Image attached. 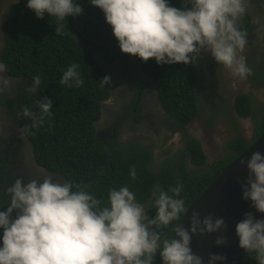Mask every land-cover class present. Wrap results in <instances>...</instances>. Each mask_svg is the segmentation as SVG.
<instances>
[{
    "label": "clouds",
    "instance_id": "1",
    "mask_svg": "<svg viewBox=\"0 0 264 264\" xmlns=\"http://www.w3.org/2000/svg\"><path fill=\"white\" fill-rule=\"evenodd\" d=\"M182 2L184 6L176 7L171 0H88L103 12L124 53L142 61L154 58L157 64H188L204 50L232 76L244 79L250 75L252 69L242 55L246 31L239 24L247 0ZM26 7L37 18L54 17L56 34L65 29L66 17L83 12L78 0H26ZM6 72V64L0 61V93L12 83ZM108 82V76L101 80L102 84ZM39 83L35 77L33 84ZM60 84H83L79 64L71 63L63 70ZM36 108L34 112L25 106L21 113L30 119L33 129L51 117L52 99H39ZM240 164L248 173L240 185L242 199L264 213V152L253 151ZM129 176L135 180V168L129 169ZM182 191L179 181L168 190L160 189L152 201L155 214L150 215L127 185L110 187L104 202L86 183L54 180L48 174L25 182L17 176L0 190V207L7 204L0 210V264H154L157 254L161 264H205L192 251V235L220 232L227 223L212 213L201 218L193 209L187 227L174 224L188 210ZM3 195L8 197L6 201ZM169 226L171 234L161 231ZM235 235L238 246L252 253L256 264H264V217L245 212L235 224ZM213 242L221 246L227 240L217 235ZM225 259L209 252L207 264Z\"/></svg>",
    "mask_w": 264,
    "mask_h": 264
},
{
    "label": "trees",
    "instance_id": "2",
    "mask_svg": "<svg viewBox=\"0 0 264 264\" xmlns=\"http://www.w3.org/2000/svg\"><path fill=\"white\" fill-rule=\"evenodd\" d=\"M171 3L176 7L184 6L182 0H171ZM56 23L54 17L47 15L37 18L26 7V0H20L5 16L6 45L2 60L10 74L24 75L32 80L39 77L40 80L39 85L33 87L35 91L31 88L19 98L21 126L30 141L35 161L62 174L63 180L86 183L88 190L103 197L104 202L110 187L118 189L127 185L149 214L154 215L152 201L158 191L168 190L179 181L187 207L218 176L222 166L238 156L262 132L264 105H255L249 93L238 94L234 108L241 117L251 115L253 137L248 141L238 125L234 126V134L226 142L227 151L222 158L207 165L199 140L191 137L184 127L200 111L194 88L200 55L188 64H157L154 58L147 61L139 58L144 71L155 77L160 104L180 129L184 146L172 154L164 149L162 159L156 160L153 146L129 140L107 145L97 136L96 127L103 102L112 96L110 83H101L107 76L103 64L107 60L97 57L96 47L85 41L82 43L71 30L65 28L62 34H56ZM92 43L95 42L92 40ZM71 63L80 66L83 84L79 87L60 84L63 70ZM255 74L260 78L264 76V65ZM43 97L52 99V115L44 125L33 129L30 119L21 115L22 109L28 106L37 111L36 102ZM186 160L194 166L189 168ZM130 168H135V180L129 176ZM161 231L171 234V226ZM242 263L256 264L253 254L245 252ZM154 264H161L158 254Z\"/></svg>",
    "mask_w": 264,
    "mask_h": 264
},
{
    "label": "flooded vegetation",
    "instance_id": "3",
    "mask_svg": "<svg viewBox=\"0 0 264 264\" xmlns=\"http://www.w3.org/2000/svg\"><path fill=\"white\" fill-rule=\"evenodd\" d=\"M83 1L85 0H78L82 7L86 6L83 7V12L75 17L68 16L73 26L69 24L67 17V23L66 21L64 23L65 28L77 35L82 43L85 41L96 47L97 57L107 60L103 61V64L109 77L112 96L104 101L101 107V115L96 122L97 136L109 146L122 144L127 140L153 146L155 155L156 148L164 146L163 142L171 131L180 133L181 131L160 104L155 77L144 71L137 56L119 49L111 26L105 22L103 12L88 3V0L85 1L86 4H82ZM18 2L0 0L2 62V50L6 45L3 29L5 16ZM239 24L246 31L247 38L242 55L252 72L244 79L234 77L226 68L219 65L209 52L201 50L197 67L198 80L194 87L200 111L190 123L201 117L222 115L234 127L239 119L245 118L234 108L238 94L252 95L254 88L264 89V76L260 78L255 74L264 65V0H247L246 12L240 18ZM72 27L75 30H72ZM92 40L95 43H92ZM97 47L100 48L97 50ZM5 75L12 83L4 93H0V190L10 186L17 176L26 182L30 179L41 180L44 174H48L54 180L63 181L62 174L50 171L35 161L30 141L21 126L19 98L25 91L34 87L33 80L24 75H12L8 71ZM238 88L241 91L238 92ZM252 97L255 105L261 107L264 105V100H258L254 95ZM247 117L254 126L251 115ZM190 123L184 127L187 129ZM186 161L188 166L190 161ZM154 194L153 192L152 195ZM2 198L5 201L8 199L6 195ZM6 206L5 203L0 210Z\"/></svg>",
    "mask_w": 264,
    "mask_h": 264
},
{
    "label": "water",
    "instance_id": "4",
    "mask_svg": "<svg viewBox=\"0 0 264 264\" xmlns=\"http://www.w3.org/2000/svg\"><path fill=\"white\" fill-rule=\"evenodd\" d=\"M67 20L73 26L71 18L67 17ZM72 30L75 29L72 27ZM256 150L264 152V128L245 150L222 167L218 176L195 200L190 202L187 206L186 215L181 217L180 222L185 227L188 226V217L191 215L193 209L200 212L201 218L204 215L212 213L214 216H222L225 219L227 228L220 232L192 235V251L202 256L205 264H207L209 252L220 253L226 257L223 262H217V264H243L242 256L245 251L238 246V237L235 235V224L243 218L245 212H252L256 218L264 217V213L257 212L251 206L250 201L242 199L240 187L248 174L246 167L240 164V160L247 159ZM217 235H224L227 242L221 246L215 245L213 241Z\"/></svg>",
    "mask_w": 264,
    "mask_h": 264
},
{
    "label": "rangeland",
    "instance_id": "5",
    "mask_svg": "<svg viewBox=\"0 0 264 264\" xmlns=\"http://www.w3.org/2000/svg\"><path fill=\"white\" fill-rule=\"evenodd\" d=\"M237 91H241L240 88ZM252 95L258 98V100H264V89L254 88ZM237 125L243 136L250 141L254 133L252 121L248 117L241 118L237 121ZM187 129L191 137L199 140L206 156L205 162L209 165L219 158H222L226 150V142L234 134L235 127H232L222 115H218L215 117L210 116L208 118L201 117L200 119H196L188 125ZM184 143L185 141L180 132L171 131L163 142L164 146L156 148L154 155L156 160L162 159L164 149H168L167 153H173L182 148ZM193 166L191 162L188 163L189 168Z\"/></svg>",
    "mask_w": 264,
    "mask_h": 264
},
{
    "label": "bare ground",
    "instance_id": "6",
    "mask_svg": "<svg viewBox=\"0 0 264 264\" xmlns=\"http://www.w3.org/2000/svg\"><path fill=\"white\" fill-rule=\"evenodd\" d=\"M227 164V163H226ZM223 167V166H222Z\"/></svg>",
    "mask_w": 264,
    "mask_h": 264
}]
</instances>
